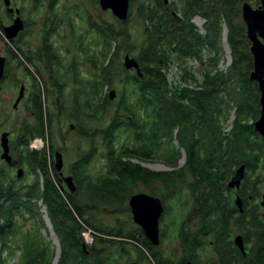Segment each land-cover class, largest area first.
<instances>
[{
    "label": "trees",
    "instance_id": "1",
    "mask_svg": "<svg viewBox=\"0 0 264 264\" xmlns=\"http://www.w3.org/2000/svg\"><path fill=\"white\" fill-rule=\"evenodd\" d=\"M180 1L182 9L179 11L166 5L164 0H129L126 19L112 17L107 20L100 15L96 0L95 15L87 12L83 21L87 25L84 36L90 41H87L86 48L77 49L78 55L73 56L69 65L71 70L54 69L53 65L59 60V66L62 65L64 56L60 57L50 45L43 43L41 53L44 56L41 54L38 61L48 62L45 67L52 78L55 109L71 121L68 128L72 124L73 128L69 130L80 140L76 147L77 156L66 164L74 175L76 189L72 192L63 188L58 180L53 154L56 147L52 144L47 124L50 113H44L39 96L38 119L22 135V139L29 135L23 146L35 177L30 185L15 191L5 187L0 190V196L20 193L17 199L10 200L9 196L6 203L0 204V219H5L7 224L0 226V264H51L54 257L51 241H47L46 248L34 241L25 243L23 240L17 245V231L10 222L16 209L20 213H38L41 230L45 228L47 231L42 218L46 213L61 247L56 264H115L106 247L115 246L120 255H127L129 246L121 245L127 244V238L132 240L135 234L127 233L122 225L112 233L110 226L98 223L96 217L116 211L126 214L125 203L132 189L139 181L147 187L146 177L149 176L151 181L148 186L153 192L150 193H159L160 181L169 201L173 204L176 200L175 206L168 203L171 215L177 207L181 209L187 205L184 187L191 188L192 208L199 209L197 214L193 210L190 213L198 216L200 221L198 243L204 234L216 232L217 242L219 233L225 234L220 230V227L224 230L221 216L230 206L224 194L229 189L227 180L236 166L241 163L246 166L242 193L255 192L259 183L264 182V173L259 171L264 172V143L250 123L259 109L258 92L253 86L256 82L249 80L252 69L250 43L245 25L237 20L238 4L243 0ZM195 15L205 20L204 34L197 31L192 21ZM224 24L231 63L221 70L217 66L224 54ZM133 26L136 34L132 31ZM90 42H93V49ZM80 51L87 54L84 58L88 61L89 71L93 69L96 73L95 78L82 76L75 69ZM125 54L136 58L141 76L134 69L124 67ZM186 57L202 64L199 72L185 64L179 65V79L169 82L166 75L168 64ZM35 65L38 66L36 62ZM73 76L75 81L71 78ZM67 84L69 90H65ZM114 87L116 97L110 99L103 90ZM232 109L231 128L225 129ZM34 138L44 141L40 149L29 148L28 144ZM180 148L184 149L186 163L177 169ZM56 149L66 151L63 145ZM159 151L161 160L174 166L173 170L154 171L139 163V160L152 159ZM20 153L17 151L18 157ZM96 158L104 159L103 169L92 174L89 166ZM186 173H189L187 177ZM21 196L26 199L21 200ZM217 213L219 217H210ZM83 228L95 232L92 245L85 249L80 234ZM169 230L176 233L175 224ZM182 233L191 234L189 231ZM122 235L126 237L123 241L120 240ZM147 242L144 239L141 244ZM117 243L120 245L116 246ZM18 247L20 257L17 259ZM4 250L7 253L2 256ZM246 255L247 264H264V231L260 241L248 249ZM139 260L150 262L149 257L141 252L131 264H139ZM221 260L226 263V259ZM161 261L168 264V259Z\"/></svg>",
    "mask_w": 264,
    "mask_h": 264
},
{
    "label": "flooded vegetation",
    "instance_id": "2",
    "mask_svg": "<svg viewBox=\"0 0 264 264\" xmlns=\"http://www.w3.org/2000/svg\"><path fill=\"white\" fill-rule=\"evenodd\" d=\"M54 3H56V0H0V65L2 64V73L0 75V128L2 127L3 129L0 131V137L3 132H6L8 134L9 154L11 156L10 162H6L5 160H2L0 158L3 161V163H0V190L3 187H5L7 190L15 191L19 187H22L23 182H25L28 176V171L26 170V167L29 166V168L32 169L30 165L27 163V156L25 155L24 146H23L24 139H26L29 135L27 134V136H25L24 139H22L23 138L22 135L26 128L30 126L33 127L39 116L37 107H38V103L40 102V98H39L40 70H39V66L35 65V62L37 65L39 64L38 58L42 54V53L40 54V48H39V44L41 41L39 31H40V27H42L43 24L40 25L39 9L48 8V7L50 8L52 7V5H54ZM164 3L166 5H170V3L168 2H164ZM97 4H98V0H97ZM98 10L99 11L101 10L99 8V5H98ZM105 11L111 12L110 9H107V10H101L99 13L102 15V12ZM170 12H172V10H170ZM194 17L201 19L203 21L202 24L200 23L199 24L201 26L200 28H202L205 33L204 18L200 15H195ZM18 18L21 20V25H22L21 29L16 34L9 37L6 33V27L10 26L14 22V20ZM114 18L117 19L116 17ZM54 20L55 19H53V21ZM58 20L61 19L58 18ZM66 24L67 25L70 24L69 18L65 20V25ZM197 31L199 32L198 28ZM41 49H43V47H41ZM42 55L44 56V54ZM253 86L258 92V104H259L258 115L256 116V118H251L250 120V123H253V129H254V122L258 119L260 114V102H259V90L257 87V83ZM54 100L55 97L53 101ZM20 111H21V116L24 117H21L20 119L21 123L18 125L17 128L9 129V127L3 126V123L5 122V117L2 114H5V112L12 113V112H20ZM30 117L34 118V121H29L28 119ZM255 133H257V135L261 138L260 134L257 131H255ZM55 150L57 149L55 148ZM17 151L21 152L20 157H18ZM1 152H2V148L0 145V153ZM61 154L63 157V152H61ZM185 160L186 159L184 157L182 162H178V164H176L175 168L179 169L183 167V165H185L186 163ZM139 163L142 165L143 162L139 161ZM143 166L154 171H171L174 168V166L168 165L170 167V170H168L169 168H166L164 170L163 169L155 170L148 165H143ZM18 169L22 170V176L20 177L17 176ZM57 173H58L57 174L58 180L61 186H63V188L66 187L68 189L64 181V178L66 176H71L73 182H75L74 175L68 171L67 167L65 168L64 166H62L61 172L57 171ZM232 175L233 173L231 174V176ZM34 177L35 175L33 171V179ZM244 178L242 179L239 188H229L228 190H225L224 196L227 199H229L230 208L224 210L223 211L224 214L221 216L224 223V230L222 229V227H220V230L224 231L225 234L221 235V233H219L218 242L216 239V232H214V234L211 233L204 235L201 234L202 241L199 243L196 241V237H198V234L200 232L199 231L200 221L198 219V216L190 215L192 210L196 214L199 211V209H196L197 207L195 209L192 208L194 206L193 201H187L188 203L186 202L187 203L186 206H183L181 207V209H178L179 210L178 218L180 219L177 221V223H175L176 233L178 235L177 236L178 245L176 249L177 256H176L175 264H184L185 262H190V264H227V263L247 264L248 257L246 253L248 252V249L255 247L257 242L260 241V237H262V232L264 231V204L261 203L262 201L261 198L262 195L264 194V191H260L261 189L260 186H258V184H255V186H258L257 191L255 189V192H249L246 194L242 193L241 190L243 188L242 184ZM144 180L148 183V185L151 182L149 176L146 177ZM158 184H159L158 185L159 193H155V192L150 193L149 191H152V189H150L147 184H146L147 187H145L142 181H139L138 186L134 187L132 189V192L130 193V196H132L137 193L144 192L159 198L163 207V211L161 212L157 221L158 239H159L158 244L156 245L152 244L145 236L143 228L140 226V224H138L135 221L133 209L128 202L130 196L126 201L127 212H125L128 215V221L130 223H129V227H125L123 229L127 233L129 232L132 235L133 234L136 235V236L134 235L135 239H133V241L127 238L129 241L127 243V247L129 246V248H131L129 245L131 241L132 242L131 244L136 246L138 250L140 252H143L145 256L149 257V259L150 258L154 259L157 264H166V262L161 261L163 260V258H165L163 257V253H162V243H163V239L166 236V233L169 231V228L172 227V223L171 225H169V221H168L169 208L167 207L169 203V197L168 195H166V190L163 184L160 181L158 182ZM12 194L13 193H10L6 196H0V204L2 205L6 203V201H8L7 199L9 196H10V200L17 199L20 193L16 192V194L14 195ZM237 196L241 198L242 211H240L239 207L235 204V198ZM193 197L196 198V196ZM20 199L25 200L26 196H21ZM19 207H21V204H19ZM219 216L220 214L217 213L210 217L215 218ZM24 217H29L33 219V231H35L37 224L39 222L38 213H34V212L30 213V211L20 213L18 209L13 211V216L10 218V222L11 224L14 225V229L17 232L19 231V229H21L22 227L21 220ZM1 225L4 226L7 225L5 219H0V226ZM119 226L120 225L113 226V228L110 227L109 230H111L112 233H114L117 231V228ZM5 229H8V227H5ZM10 229L13 231L12 228ZM183 231H189V233L191 234L182 233ZM94 233L95 232L93 231V234ZM141 235L143 236V238ZM236 235H240L242 238V242L244 245V252H242L234 242V237ZM125 238L126 237L122 235L120 240L123 241ZM144 239H147L149 241L146 243V245L141 244L143 243ZM93 240L94 238L92 239V243ZM84 244H85V248L88 247L86 245V242H84ZM115 245L118 246L120 245V243H117ZM82 248H83V244H82ZM4 251L3 252L5 256L7 252L6 250ZM86 253L88 255L87 250ZM135 258L136 255L133 251V258L128 260L130 264L135 260ZM221 258L226 259V263H222ZM59 259H60V253L59 256L57 257V261ZM165 259L167 261L168 258ZM167 262L168 264L170 263L169 259Z\"/></svg>",
    "mask_w": 264,
    "mask_h": 264
},
{
    "label": "rangeland",
    "instance_id": "3",
    "mask_svg": "<svg viewBox=\"0 0 264 264\" xmlns=\"http://www.w3.org/2000/svg\"><path fill=\"white\" fill-rule=\"evenodd\" d=\"M244 1V0H243ZM242 1V2H243ZM259 1V0H257ZM96 0H56V3H54V5H52V7H48V8H40L39 10V18H40V25H42V27H40V44H39V48H40V54L41 51L43 49H41L42 45L44 42H46V44L50 45L51 50L52 51H56L60 57L64 56L63 62L61 61L62 65H60V60L58 63H55L53 65L54 69H57L59 71L62 70H71V66H69L72 61L74 60L73 56H75V54L78 55V48H86V43L87 41H90V38L88 39L86 36H84V32L83 31H87V25L83 24L84 21V16L85 14L88 12L92 15H95L96 13V9H95V3ZM168 3H170V5L172 7H176L179 11L182 9V3L180 0H168ZM240 2L238 4L239 7V16H237V20L243 23L242 17H241V7H242V3ZM247 3H249L252 8H256L258 5H256V0H246ZM98 9V8H97ZM101 11V10H100ZM83 17V19H80L79 16ZM101 15V14H100ZM102 16H104V18H106L107 20H110L113 16L111 15L110 11H105L102 12ZM58 18H60L61 20H58ZM69 18L70 20V24L69 25H65V20ZM114 18V17H113ZM132 18V17H131ZM130 18V19H131ZM53 19H55L53 21ZM81 20V21H80ZM132 20V19H131ZM193 23L196 25V27L199 29V33L203 34L204 30L202 28H200V24H202V20L198 19V18H193L192 19ZM200 23V24H199ZM90 30V28H89ZM136 27H132V31L135 33ZM226 25H223V32H222V49H223V57L220 59V61L218 62V66L217 68L221 69V70H225L226 68H228L229 64L231 63V50L229 48V45L227 43L226 40ZM78 33H80L79 35H77ZM136 34V33H135ZM81 36L84 38L81 40ZM91 36V34H90ZM92 37V36H91ZM90 47L91 49L94 48L93 42H90ZM44 54V53H42ZM80 57L78 58L77 62H76V67L75 69L79 72H81L82 76L85 77H91L95 78L96 73L94 72L93 69H90L89 71V64L88 61L85 60L84 55L87 56L86 53L80 51ZM43 59H45L43 57ZM43 64H42V63ZM41 62L39 61V78H40V98H41V102H42V109L45 112L50 113L49 119L50 121L47 122L48 126L50 127V131H51V141L52 144L54 145V147H58L59 145H63V147L66 148V151L64 153L63 151V163H64V167L66 168V164L70 161L73 160L77 154H76V147L78 145H80V140L77 137L76 133L73 132L72 130H69L68 128V124L71 123V121L69 119H66L65 116H61L60 113H58L59 111H57L55 109L54 106V102L53 99L55 97L54 94V88L52 87V78L49 77V74L47 72V69L45 66L48 65L47 61H43L41 60ZM178 62V63H177ZM174 59L170 64H168L167 68H166V75H167V79L168 81L174 83L177 82V80L179 79V65H187L191 68H193L195 71H198L201 69V65L199 62L196 61V59L191 58V57H186V58H181V59ZM45 67V68H44ZM48 67V66H47ZM68 77V76H67ZM178 77V78H177ZM73 81H75L76 77H71ZM70 78V79H71ZM69 84L66 85L65 90H69ZM114 89L116 90V88L114 87ZM110 89L105 88L103 90V92L105 94H108V91ZM117 91V90H116ZM116 97V95H115ZM115 97L113 99H115ZM71 107V106H70ZM68 109V108H67ZM5 117V122L3 123L4 127H9V129H15L18 127V125L21 123V111L20 112H12V113H8L5 112V114H2ZM222 117V116H221ZM234 119V109L231 110L230 116L228 118V120L226 121V128L225 129H230L231 128V124L233 122ZM29 121H34V118H29ZM3 130L2 127L0 128V131ZM175 143H177L176 141H174ZM44 145V141L40 138H35L33 140L30 141L29 147L33 148V149H40L42 146ZM164 149L167 148V144L164 143L163 144ZM180 157L177 160V164L178 162H182V160L185 157V152L183 148H180ZM160 151L157 152V154L149 160H139L140 162H143L142 165H148L150 166L152 169L155 170H159V169H166L169 168L168 170H170V167L160 158L159 155ZM24 154V151H23ZM164 157V156H163ZM167 157V156H165ZM164 157V158H165ZM168 160V158H165ZM0 163H3V161L0 159ZM103 164H104V159L102 158H96L92 161V163L89 166V170H91L92 174H96L99 173V171H101L103 169ZM163 166V168H162ZM26 170L28 171V176L27 179L25 180V182H23L22 187L24 186H28L30 185L33 180V171L32 169L29 168V166L26 167ZM259 170V168H258ZM261 172V174H263L264 172L262 170H259ZM35 173V172H34ZM189 175V173H186V177ZM185 177V180H186ZM185 184V182H184ZM184 184L182 186H184ZM260 186V191H264V182H260L259 183ZM190 187L188 185H186L184 187V196L186 198L187 201H193V199L191 198V194H190ZM259 191V192H260ZM175 198V197H174ZM38 204L40 205L41 203L38 202ZM126 205V203H125ZM175 206L176 205V200L173 201V204L171 201H169V206ZM167 207L170 209V207ZM178 206V205H177ZM41 211H45L44 207L41 208ZM174 213L171 215L169 213L168 216V221H169V225L175 224L177 223V221L180 219L178 218L179 216V210L178 207L176 209L173 210ZM168 213V211H167ZM43 221L45 223V227H47V231L45 228H43V230H41V222L39 220L37 227L35 229V231H33V219L29 218V217H24L21 221V229H19V231L17 232L15 239H16V243L17 245H21L22 241L24 240L25 243H32L33 241L43 245L45 248L48 245L47 241H51V248H53L54 250V257L52 260L51 264H56L57 263V257L59 256L60 253V244L58 241L57 236L55 235V233L53 232L51 223L46 215V213L44 212V214L42 215ZM96 221L98 223L101 224H105L108 225L110 227L116 226V225H123L125 227H129V221H128V215L121 213L120 211H117L115 213L112 214H107V213H102L101 215H99L98 217H96ZM127 219V220H126ZM176 226V225H175ZM172 228V227H171ZM89 229L91 231H89ZM30 231V232H29ZM29 234L31 235H28ZM83 237L84 242H86V245H88V247H90V245H92V239H93V231L91 228H83L81 230L80 233ZM177 236L176 233L173 231H168L166 233L165 238L163 239V243H162V253H163V257L168 258L170 263L169 264H175L176 262V256H177V245H178V240H177ZM133 241V239H135V237H131ZM10 242V241H9ZM131 248H128V254H119L117 250H115V246H111L109 245L108 247H106V249L108 250V253L111 256V260L114 261L115 264H125L129 259L133 258V251L136 255L135 260L137 259V257H140V251L138 250L137 247H135L132 244H129ZM123 247H126L127 244H123L121 245ZM19 248L18 247L16 249V258L18 259L20 257V252H19ZM133 250V251H132ZM2 256H4V253H2ZM134 260V261H135ZM150 262H145L144 260H139V264H157L156 261L152 258L149 259ZM64 264V263H63Z\"/></svg>",
    "mask_w": 264,
    "mask_h": 264
},
{
    "label": "water",
    "instance_id": "4",
    "mask_svg": "<svg viewBox=\"0 0 264 264\" xmlns=\"http://www.w3.org/2000/svg\"><path fill=\"white\" fill-rule=\"evenodd\" d=\"M168 0H164L167 2ZM259 5L256 8L244 2L241 7L242 20L246 27V35L250 42L249 50L252 56V69L249 72V80L255 81L259 90L260 114L258 119L254 122V130L257 131L264 142V0H259ZM98 5L101 10L110 9L111 13L118 20H124L128 16L129 0H98ZM21 20L15 19L14 22L6 27V33L9 37L16 34L21 29ZM123 65L126 69H134L136 74L141 76L139 63L135 57L128 54L123 56ZM2 73V64L0 65V75ZM116 95L115 89L108 91V97L113 99ZM69 128H73L70 124ZM0 145L2 152L0 158L6 162L11 161L8 145V134L3 132L0 137ZM63 166L62 154L59 150L54 152V167L61 172ZM245 164L241 163L236 166L233 175L227 180L226 186L228 188H239L242 179L245 177ZM17 176H22V170H17ZM64 181L68 189L75 191L76 186L71 176H66ZM261 203L264 204V194L262 195ZM129 205L133 209L134 219L143 228L145 236L148 240L156 245L158 239L157 221L163 211L162 204L158 197L140 192L130 196ZM235 204L242 211L241 198H235ZM235 244L244 252V245L240 235L234 237ZM83 248L85 244L83 243ZM184 264H190L185 262Z\"/></svg>",
    "mask_w": 264,
    "mask_h": 264
},
{
    "label": "built area",
    "instance_id": "5",
    "mask_svg": "<svg viewBox=\"0 0 264 264\" xmlns=\"http://www.w3.org/2000/svg\"><path fill=\"white\" fill-rule=\"evenodd\" d=\"M89 231H91V230L89 229Z\"/></svg>",
    "mask_w": 264,
    "mask_h": 264
}]
</instances>
